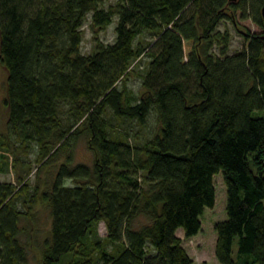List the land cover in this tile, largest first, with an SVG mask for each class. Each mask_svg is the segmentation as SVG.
<instances>
[{"label": "trees", "instance_id": "obj_1", "mask_svg": "<svg viewBox=\"0 0 264 264\" xmlns=\"http://www.w3.org/2000/svg\"><path fill=\"white\" fill-rule=\"evenodd\" d=\"M263 1L0 0V170L20 169L0 179V264L28 261L39 203L50 217L39 264H195L178 229L200 230L219 171L226 216L215 223V255L264 264L263 31L242 29L247 44L230 52V31L217 26L239 8L264 23ZM89 12L95 44L83 51ZM114 20L115 39L104 41ZM147 30L154 37L142 42ZM108 108L140 124L154 113L157 127L119 129ZM81 136L92 162L75 159ZM34 166L49 176L30 182Z\"/></svg>", "mask_w": 264, "mask_h": 264}, {"label": "rangeland", "instance_id": "obj_2", "mask_svg": "<svg viewBox=\"0 0 264 264\" xmlns=\"http://www.w3.org/2000/svg\"><path fill=\"white\" fill-rule=\"evenodd\" d=\"M111 1L114 0H104L103 4L108 5ZM252 10V9H251ZM242 9H237L235 16H226L222 18L217 26L220 28H228L230 31V45L229 51H235L239 48L245 46L248 42V38L244 30L253 31H263L264 23H259L253 17V11L248 12L247 15H243ZM237 20V24L234 23L233 19ZM115 24L116 20L108 24L104 29H101L99 36L104 41H113L115 39ZM83 39L81 43V49L83 51H91L94 48L95 44V30L91 25V14L87 15L83 23ZM142 42H147L148 40L154 37L152 31H145L138 36ZM215 49L218 50L219 46L216 44ZM146 55H143L141 64H145ZM142 68V67H141ZM128 84L136 93H141L144 91V87L141 85V79L137 74H132L128 79ZM7 89V68L5 64L0 59V125L1 128H6L8 121V108L4 103V96L6 95ZM106 116L109 119H112V123L115 127L125 130L139 129L140 135L144 133L151 134L153 130L157 127V119L154 113H150L147 116V121L145 124H140L137 118L122 119L117 114L113 112L111 108H108ZM138 134V133H137ZM132 137V136H131ZM133 140V137H132ZM94 158V152L89 147L88 142L85 136H81L76 145L75 159L84 160L92 162ZM55 162L50 164V167L54 165ZM36 166H34L30 172L27 174V178L30 182H33L43 176H49L45 172V167L40 171V174L37 176ZM19 167L7 171L0 170V179H13L15 180L16 173L19 171ZM214 182L216 185V200L214 205L206 206L204 213L202 214V226L200 230L191 236H186L184 234L183 228L178 229V233L183 238V244L186 246L189 253L194 258L195 264H220L216 255H215V240L217 231L215 229L216 221L223 219L226 216V185L224 181V176L222 171L216 172L214 175ZM35 214L38 215V221L34 226L29 222L28 224V233L25 236L27 242L29 243V258L26 264H39L40 262V247L39 243L43 237V234L46 232V228H49V214L48 209L44 204L36 205ZM98 229L100 234H105L107 232L105 222L101 220L98 224ZM237 246L235 243V257H237ZM257 264V263H254Z\"/></svg>", "mask_w": 264, "mask_h": 264}, {"label": "water", "instance_id": "obj_3", "mask_svg": "<svg viewBox=\"0 0 264 264\" xmlns=\"http://www.w3.org/2000/svg\"><path fill=\"white\" fill-rule=\"evenodd\" d=\"M261 13H262V17H263V22H264V1L261 5ZM262 36H263V39H264V29H263V32H262Z\"/></svg>", "mask_w": 264, "mask_h": 264}, {"label": "crops", "instance_id": "obj_4", "mask_svg": "<svg viewBox=\"0 0 264 264\" xmlns=\"http://www.w3.org/2000/svg\"><path fill=\"white\" fill-rule=\"evenodd\" d=\"M181 228V227H180Z\"/></svg>", "mask_w": 264, "mask_h": 264}, {"label": "flooded vegetation", "instance_id": "obj_5", "mask_svg": "<svg viewBox=\"0 0 264 264\" xmlns=\"http://www.w3.org/2000/svg\"><path fill=\"white\" fill-rule=\"evenodd\" d=\"M237 24V23H236Z\"/></svg>", "mask_w": 264, "mask_h": 264}]
</instances>
